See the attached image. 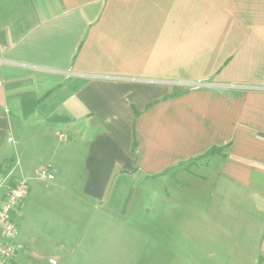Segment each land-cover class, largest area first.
Segmentation results:
<instances>
[{"label":"crops","instance_id":"0c3cea01","mask_svg":"<svg viewBox=\"0 0 264 264\" xmlns=\"http://www.w3.org/2000/svg\"><path fill=\"white\" fill-rule=\"evenodd\" d=\"M0 178V200L29 186L15 264H199L193 226L144 241L99 224L152 183L169 187L145 206L164 231L169 213L204 215L206 248L264 264V0H0ZM57 195L75 207L49 226Z\"/></svg>","mask_w":264,"mask_h":264},{"label":"rangeland","instance_id":"374dc122","mask_svg":"<svg viewBox=\"0 0 264 264\" xmlns=\"http://www.w3.org/2000/svg\"><path fill=\"white\" fill-rule=\"evenodd\" d=\"M209 158L210 156H207V157L198 159L197 161H202V162L207 163L209 161ZM193 165H195L194 161L187 165H184L183 168L189 171V173H192V171L199 172L198 170L199 168H195V166ZM201 189H203L202 191H205L206 186H202ZM136 190H137V197L133 201L134 205L132 206V208L129 210L127 214L122 215L121 212L117 213L118 215H116L117 216L116 218L111 214L110 215L105 214L103 212H100L101 210H99V219H100L99 224H107V223H126L128 224L129 223L131 225H134L135 227L134 232L130 233V234H133V238L137 240L138 239L144 240V241H150V240L159 241V240L167 239L166 235H168V239H171V240L179 239L181 233H179L178 232L179 230L176 229V226L178 224L186 225V226H193L194 227L193 232H187V233L182 232V234L183 235L185 234L184 235L185 238L186 236H190L187 239L199 241V247L197 245V247L194 246V248H189V249L186 248L184 249V254L189 255V256L193 255L195 257L198 256L199 264H229L227 262V258H225L224 256V250H222V248H214V247L209 248L208 246H207L208 248H206L205 246V245H208V241H212L210 239H213L212 237L213 230L212 229L208 230L209 223H208V219L206 216L197 215V214L195 215L184 214L181 216L180 214L169 213L165 217V219L168 220L169 226L164 231L162 229V226H164L166 222L164 221L163 216L160 215L159 210L156 213L151 214L148 211L146 212L145 206L148 205L149 206L148 209H150L152 202H155L154 198L155 197L157 198V196L160 195V193L165 192V190H167V192L169 193V187H161L160 184L152 183L148 185L144 184V186L142 185L137 186ZM142 194H146L147 198L145 199L144 196L142 197L141 196ZM183 196L182 195L180 196L181 200H186L185 198L186 195H183ZM52 198L53 196L50 198V201L52 200ZM61 202H63L64 204L63 208H57L58 210L54 209L55 211L53 212H52V209L48 208V210H50L49 226H55V224H61L62 222L61 220H68L70 218V214H71L70 209L75 207L73 201H68V200L60 201L57 195V202L55 204L59 205ZM172 202H175V200ZM172 202H170V198H169V204L170 203L172 204ZM200 202L202 204L203 201H200ZM37 204L39 205L36 206L37 208L36 211L40 209L42 211H45L44 212L45 214L46 210H44V208L48 206V199L45 198V200H39L37 201ZM156 207H158L159 209V200L157 201ZM59 209L61 210L59 211ZM114 212L116 213L117 211L114 210ZM18 213H19V216H21L22 214L21 216L22 219L24 218L32 219L31 218L32 210L30 208L24 209V210L22 209ZM60 213H63V215H59ZM18 219H19L18 216H15L14 218L15 223H17V221L19 223ZM110 219H113L114 221H111ZM41 224H44V223H41ZM214 239H216L217 242L222 241L223 243L227 241L231 242L234 240V238L233 237L231 238V235H229L226 231H221L219 229H216ZM209 245H212V243L209 242ZM213 248L216 249V252ZM179 250L180 249H178V251ZM226 250H230V249H226ZM232 250L235 251L237 249L232 248ZM207 251H209V254H206ZM157 262H158L157 264H159V261Z\"/></svg>","mask_w":264,"mask_h":264},{"label":"built area","instance_id":"2783aa9c","mask_svg":"<svg viewBox=\"0 0 264 264\" xmlns=\"http://www.w3.org/2000/svg\"><path fill=\"white\" fill-rule=\"evenodd\" d=\"M11 139H9V142ZM41 180H52L53 176L42 170L37 173ZM6 182L0 178V186ZM29 192V186L24 179L15 180L7 186L4 198L0 200V264H15L17 254L22 246L16 242L18 228L14 221L18 216L19 207ZM54 264V261H49Z\"/></svg>","mask_w":264,"mask_h":264},{"label":"trees","instance_id":"16d2710c","mask_svg":"<svg viewBox=\"0 0 264 264\" xmlns=\"http://www.w3.org/2000/svg\"><path fill=\"white\" fill-rule=\"evenodd\" d=\"M215 155H219L220 157H222V148H216V147H213L211 148L207 153H205V155L201 158H204V157H207V156H215Z\"/></svg>","mask_w":264,"mask_h":264}]
</instances>
